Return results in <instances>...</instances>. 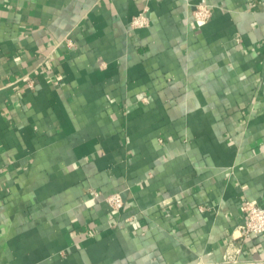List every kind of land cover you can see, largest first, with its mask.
Returning a JSON list of instances; mask_svg holds the SVG:
<instances>
[{"label":"crops","instance_id":"crops-1","mask_svg":"<svg viewBox=\"0 0 264 264\" xmlns=\"http://www.w3.org/2000/svg\"><path fill=\"white\" fill-rule=\"evenodd\" d=\"M247 200L264 204V0H0V264L264 258V234L238 237Z\"/></svg>","mask_w":264,"mask_h":264},{"label":"built area","instance_id":"built-area-1","mask_svg":"<svg viewBox=\"0 0 264 264\" xmlns=\"http://www.w3.org/2000/svg\"><path fill=\"white\" fill-rule=\"evenodd\" d=\"M192 14L196 21L207 22L213 15V7L208 3H198L194 6ZM150 24L151 19L148 14V8L145 7L142 11L132 17L130 27L132 29H142L149 27ZM96 196L99 197L100 194L96 193ZM103 200L116 213H119V211H121L124 206V198L120 191H115L105 195L103 197ZM243 208L246 215V219L244 222L240 223L237 226L236 230L238 231V237L247 238L252 235L264 234V204H258L257 202L247 200L244 203ZM232 247H234L235 252H229L227 256L228 263L264 264V258L240 259L239 253L241 251V245H235Z\"/></svg>","mask_w":264,"mask_h":264}]
</instances>
